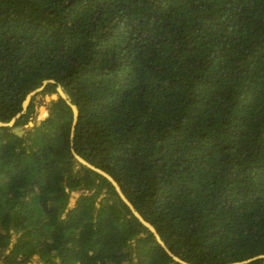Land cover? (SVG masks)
I'll use <instances>...</instances> for the list:
<instances>
[{"label": "trees", "instance_id": "trees-1", "mask_svg": "<svg viewBox=\"0 0 264 264\" xmlns=\"http://www.w3.org/2000/svg\"><path fill=\"white\" fill-rule=\"evenodd\" d=\"M46 79L0 128V264H181L72 148L180 259L264 255V0H0V121Z\"/></svg>", "mask_w": 264, "mask_h": 264}, {"label": "water", "instance_id": "water-1", "mask_svg": "<svg viewBox=\"0 0 264 264\" xmlns=\"http://www.w3.org/2000/svg\"><path fill=\"white\" fill-rule=\"evenodd\" d=\"M50 82H54V80L52 79H46L44 81H42V84L31 90L29 93H27V95L25 96L23 102H22V111L19 112L18 114H16L13 118H11L8 122H2L0 121V128H4L7 126H12L14 124V122L16 121V119L25 112L26 107L28 106L31 98L36 95L37 93H39L40 91L43 90L44 86ZM57 93L59 96H61L66 103L70 106L71 110H72V127H71V134L70 137L72 138L74 135V129H75V124L77 122V118H78V109L77 106L75 104H73L71 102V99L69 97V95L64 91V89L58 85L56 87ZM28 125H32V122L29 121ZM28 125H24V126H13L12 127V131L18 135V136H22V134L24 133V127L28 126ZM72 154L74 159L79 162L82 165H85L86 167H88L89 169L101 174L102 176H104L105 178H107L109 180V182L113 185L116 193L118 194V196L120 197V199L128 206L129 210L131 211V213L144 225L146 226L154 235V237L156 238V241L162 246L164 247V249L166 250V252L169 254V256H171L176 262H179L181 264H190L182 259H180L178 256L174 255L165 245V243L162 241L160 235L158 234V232L156 231L155 227L148 222L146 219H144L142 217V215L136 210V208L132 205V203L128 200V198L124 195V193L121 190L120 185L118 184V182L106 171L96 167L95 165H93L91 162H89L88 160L84 159L83 157H81L73 148L71 149ZM260 258H264V255H257L248 259H245L243 261H237V262H231V263H226V264H245V263H249L250 261L254 260V259H260Z\"/></svg>", "mask_w": 264, "mask_h": 264}, {"label": "rangeland", "instance_id": "rangeland-1", "mask_svg": "<svg viewBox=\"0 0 264 264\" xmlns=\"http://www.w3.org/2000/svg\"><path fill=\"white\" fill-rule=\"evenodd\" d=\"M57 96H58L57 93H54V94H51V95H45L43 97V99H44V102L47 103L51 99H56ZM47 112H48V110H47L46 105L43 104V105L37 106L36 107V123H38L41 119L45 118V116L47 115ZM26 125H28V123ZM15 126H17V125H15ZM20 126H23V125H20ZM30 126L31 125H28V126L24 127V132ZM78 194H79V192H72L71 193V197H70V201H69V206H72L74 204L75 200L78 197ZM28 264H42V263L40 261H38L37 256H34L33 259H32V261L30 263H28Z\"/></svg>", "mask_w": 264, "mask_h": 264}]
</instances>
